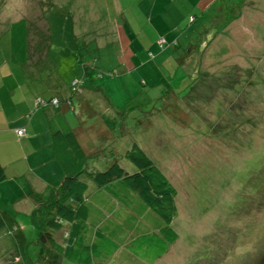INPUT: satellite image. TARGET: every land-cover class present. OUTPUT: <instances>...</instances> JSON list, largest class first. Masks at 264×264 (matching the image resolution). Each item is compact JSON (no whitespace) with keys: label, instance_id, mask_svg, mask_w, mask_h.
<instances>
[{"label":"rangeland","instance_id":"obj_1","mask_svg":"<svg viewBox=\"0 0 264 264\" xmlns=\"http://www.w3.org/2000/svg\"><path fill=\"white\" fill-rule=\"evenodd\" d=\"M193 4L0 0V40L9 38L12 23L26 21L38 53H29L25 86L37 97L64 100L72 81H80L76 108L65 116L71 127L87 130V164L102 170L111 151L124 154L137 142L173 183L178 238L155 264H264V0ZM231 15L237 18L227 23ZM108 104L116 129L95 141L100 129L89 126L102 124ZM36 163L41 179L60 176L51 162ZM85 180L90 191L97 188ZM8 213L0 236L11 243L0 247V264H54L38 241L43 208L12 223ZM63 232H55L58 241ZM58 256V264H73Z\"/></svg>","mask_w":264,"mask_h":264},{"label":"trees","instance_id":"obj_2","mask_svg":"<svg viewBox=\"0 0 264 264\" xmlns=\"http://www.w3.org/2000/svg\"><path fill=\"white\" fill-rule=\"evenodd\" d=\"M236 18L237 16L231 15L227 23ZM33 37L35 38V36ZM33 37L24 19L12 23L9 39L12 41L17 57H22L24 62L30 56L29 53L37 52L30 43L34 40ZM41 40L39 44L37 42L35 44L40 45L43 42ZM83 73L86 77V68ZM70 91V96L64 102L69 108L75 110L72 96L80 94L81 91L73 89L71 85ZM44 101L46 104H50L49 100ZM61 103V100H59L54 108H59ZM79 104L83 108L87 106L82 102ZM41 105L45 104L38 102L35 109ZM56 110L54 117L49 120V127L53 136L57 158L64 167L66 174L56 190L55 199L41 206L44 210V219L39 229L38 241L45 245L48 250L58 255L61 254V257L74 260V262L78 261V264H88L92 258H108L118 249L121 250V256L119 260L111 261L112 264L117 262L118 264H129L127 258L125 259L127 251H130L133 257L130 264H155L159 258L168 252L172 243L178 238V233L172 227V222L177 216V190L175 186L137 142H133L124 154L111 151V157L107 159L108 165L102 170L96 168L95 164L92 166L87 164L88 154L92 152L89 153L88 151L86 153L83 150L77 132L81 128L86 133V128L84 126L71 127L59 109ZM117 121L114 115L107 111L103 112L99 122H102L105 133H101L100 130V135L95 138V141L107 137L106 134H113ZM93 128L100 129L98 122L89 126L88 131ZM119 155L134 165L135 170L133 172L127 171L120 164ZM85 178H89L97 188L107 190V192L110 189L113 195L122 198L127 195L125 192L122 193L125 187L127 192L139 199L140 204L144 206L143 208H146V212L143 213V209L139 206L136 210L137 216L147 221L150 218V220H154L152 222L154 226L152 227L155 228L157 225L156 230L158 232L153 233L156 230L147 232V229L133 221L132 217H130V220H121V217H125V211L120 210L116 215L119 219L120 228L112 231L119 237L118 242L101 236L99 240L91 244H85L84 236L81 234L85 233L86 228L89 226L87 219L91 218L97 211L95 205L101 207L104 202L103 195L88 199V196L93 193L90 191ZM4 179L5 171L0 162V181ZM134 201L137 203V200ZM6 223L7 221L0 213V228ZM69 223H72L70 230L68 229ZM73 228L76 230L77 235L73 234ZM61 230L64 232L62 236L58 237V241L55 232ZM131 232L133 235L130 234ZM8 234L10 235L9 231ZM61 237H63L62 243ZM80 249L82 250L78 255L76 250L79 252Z\"/></svg>","mask_w":264,"mask_h":264},{"label":"crops","instance_id":"obj_3","mask_svg":"<svg viewBox=\"0 0 264 264\" xmlns=\"http://www.w3.org/2000/svg\"><path fill=\"white\" fill-rule=\"evenodd\" d=\"M208 1L209 0H193V6L196 7L195 4L204 6ZM35 53H38V51ZM36 60H38L37 57L31 61L32 66H34ZM29 61V58L24 62L22 57H17L11 39L0 40V162L5 171V179L0 181V213L5 221H7L8 212H6V210H8L7 206H9L11 210L8 214L10 215L11 223L14 222L16 215L31 216L35 211V207H41L45 204L43 200H48L56 196V190L66 174L55 152L49 120L54 117L55 112H57L56 109H59L66 118L65 112L69 109V106L65 104L64 101L67 98L64 100H62V98L59 99L62 102L59 108H54V106L47 103L35 109L38 103L37 99H42L43 101L46 99L39 96L37 97L35 91H33L31 87L25 86V65L28 64ZM54 97L56 96L51 98ZM86 107H88V105ZM108 107L109 111L107 112L111 113V110L114 111L113 106L108 104ZM99 127L102 131L101 133H105L103 125L101 124ZM20 128L24 129V134L21 136L17 134V130ZM93 131H95L94 128ZM77 132L81 147L88 153L82 141V134H85V132L81 128H79ZM93 140H95V138H93ZM93 140L91 141L93 142ZM40 156H44L45 159H40ZM2 158L5 159L4 162ZM35 162H37L36 165L51 162L54 170L58 173L60 171V176L57 174L55 178L49 182L41 179L35 171ZM48 189L51 190L50 193ZM102 190L104 189L94 188L92 193L97 194ZM10 191L16 192L17 195L10 198L8 196V192ZM46 191L48 197L43 198ZM35 192L41 193V197L35 198ZM124 192L127 194L125 198L113 195L110 189L105 195L103 194L104 202L102 206L98 207L95 205L97 211L91 218L87 219L89 226L86 228L85 233L83 232L81 234L84 236L85 244H91L99 240L101 236H105L111 241L115 240L118 242L119 237L112 231L120 228L119 219L116 217L117 212L120 210L125 211V217H121V220H130V217H132V220L140 226H144L147 232L152 230L153 227L151 223L153 220H150V218L147 221L136 214V210L139 206L143 209V213L146 212V208H143L144 206L140 204L141 202L139 199H136L134 196L130 199L128 197L129 192H127L125 187L122 193ZM40 200L42 202H40ZM134 200H137V203H135ZM71 226L72 223H69V230ZM153 230H156V228ZM72 231L74 235H77L74 228ZM4 234L7 236L9 235L7 231ZM4 238V236H0V247L6 245L8 247L11 243L9 239L3 240ZM81 250L82 249H80L79 252L76 250V253L79 255ZM120 251L121 250L118 249L117 252L112 253L108 258H92L88 264H112L111 261L119 260L121 256ZM50 253L47 257L48 261L58 264V260H54L59 257L58 254L53 251H50ZM126 258L129 264L131 259L133 261L130 251L125 253V259ZM72 262L73 264H78V261L74 262L73 260ZM116 264H118V262Z\"/></svg>","mask_w":264,"mask_h":264},{"label":"built area","instance_id":"obj_4","mask_svg":"<svg viewBox=\"0 0 264 264\" xmlns=\"http://www.w3.org/2000/svg\"><path fill=\"white\" fill-rule=\"evenodd\" d=\"M164 42L165 41H164L163 38H161L159 40V43H160L161 46L163 45ZM71 86H73V89H76V90L80 91V81L78 79L73 80L72 83H71ZM49 101H50V104L52 106H56L58 104V102H59V100L56 97L55 98H51ZM37 102H41L43 104H46V102L43 101L42 99H37ZM17 133H18V135H23L24 134V129H22V128L18 129Z\"/></svg>","mask_w":264,"mask_h":264},{"label":"clouds","instance_id":"obj_5","mask_svg":"<svg viewBox=\"0 0 264 264\" xmlns=\"http://www.w3.org/2000/svg\"><path fill=\"white\" fill-rule=\"evenodd\" d=\"M164 39V38H163ZM165 41V40H164ZM71 85V84H70ZM55 98V97H54ZM57 98V97H56ZM58 99V98H57ZM50 100V99H49Z\"/></svg>","mask_w":264,"mask_h":264}]
</instances>
